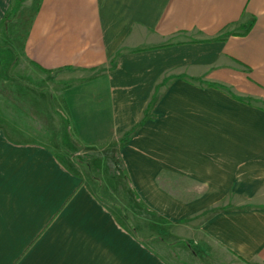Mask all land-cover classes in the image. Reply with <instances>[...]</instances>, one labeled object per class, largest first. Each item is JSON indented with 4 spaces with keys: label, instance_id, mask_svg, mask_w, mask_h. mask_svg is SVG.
<instances>
[{
    "label": "crops",
    "instance_id": "obj_1",
    "mask_svg": "<svg viewBox=\"0 0 264 264\" xmlns=\"http://www.w3.org/2000/svg\"><path fill=\"white\" fill-rule=\"evenodd\" d=\"M6 38L80 75L64 114L0 97V264H172L158 222L200 264H264V0H0ZM63 138L111 152L133 212Z\"/></svg>",
    "mask_w": 264,
    "mask_h": 264
},
{
    "label": "rangeland",
    "instance_id": "obj_2",
    "mask_svg": "<svg viewBox=\"0 0 264 264\" xmlns=\"http://www.w3.org/2000/svg\"><path fill=\"white\" fill-rule=\"evenodd\" d=\"M0 46V97L5 98L6 96H11L12 94L18 93L24 97L37 96L42 99L43 102V113H50L53 109L57 114H64L66 110L64 109L63 102L61 99L66 97V95L61 96V90L64 89L67 83L74 81L75 77H78L80 73L75 70L67 71H55V72H42L28 63L23 57H21L15 48L10 45L9 40H1ZM52 118V117H51ZM49 120V119H48ZM69 141V138L68 140ZM65 142L64 138L62 140L61 146L67 150V155H73L74 159L79 161H87L92 163V167L100 171H94L98 174L99 181L104 183L106 182V187L110 189V198L113 199L114 195H118V198L115 196L113 200H118L122 205L125 206L126 210H135L136 205L132 199L131 189L123 174L120 172V168H105V159L108 154L111 152L101 153L102 156L94 157L97 152H88V154L83 152V148L77 146L74 142L73 144H68ZM64 154V153H63ZM106 154V156H104ZM104 157L103 159H101ZM94 159V160H93ZM105 166H104V165ZM119 171L120 174L117 172ZM127 180V179H126ZM121 205V206H122ZM131 212V213H132ZM129 213V215H131ZM159 226V233L157 240L152 244L154 252L166 260V262H171L172 264H200L199 262L194 261L191 257L192 253H200L199 245H194L191 247L183 246H173L172 243L177 239L176 237L165 236L164 230L166 226L160 222L157 223ZM164 238V239H163ZM203 251V250H202ZM211 259H215L211 257ZM209 262V264H230L228 260L226 261H217ZM203 264V263H201Z\"/></svg>",
    "mask_w": 264,
    "mask_h": 264
}]
</instances>
